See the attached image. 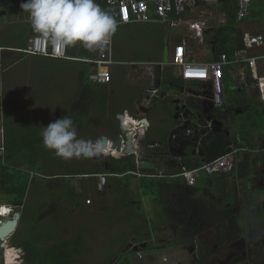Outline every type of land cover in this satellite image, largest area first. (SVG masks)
Listing matches in <instances>:
<instances>
[{"label": "rangeland", "instance_id": "374dc122", "mask_svg": "<svg viewBox=\"0 0 264 264\" xmlns=\"http://www.w3.org/2000/svg\"><path fill=\"white\" fill-rule=\"evenodd\" d=\"M0 1L2 4L0 8V17H3V23L8 24L11 17L10 15L16 14L18 3L20 4L21 1ZM257 9L258 7L252 4V13L250 12L251 14L249 13L244 19L238 21L236 28L242 32L245 30L249 32L259 31L261 29L259 26L264 22V17L254 14ZM4 10L6 14L3 13ZM222 10L223 8L220 4L217 5V7L211 6L208 9L202 18L205 21L204 29L222 25L225 22V19L222 17ZM184 18H190V20L194 19V17L190 16ZM187 25L186 22L176 27H170L167 26V24H158L147 29L139 27L124 29L123 26H119L115 32V36L117 35L118 39L122 41L125 50L129 48L131 50L126 54L122 53L125 60L138 63L147 57L153 56L155 54L154 51L158 55L162 48L163 38L170 33H181L180 31H183L182 26L189 30ZM8 28H10V26L6 27L4 32L8 31ZM24 30L27 32L32 29L31 27L30 29L26 27ZM120 33L121 35H119ZM1 37L2 34L0 35V38ZM187 45V51L189 49L191 50L188 51V55H194L195 60L205 61L211 58L209 50L201 41L190 36L187 40ZM0 63L3 68L5 60L0 61ZM74 63L75 62H66L65 67H70V65L73 66ZM63 64L64 61L31 56L21 61L20 64L12 68V70L9 69L5 72L4 69L2 70V68H0V114H3V116L4 113L7 114L6 118L9 125L19 124L22 130L27 127H32L35 133L31 134V137L41 138V141L34 144L31 150L26 149L17 158L8 159V163L13 162V165L20 166V170H22L23 175H26L29 183V195L24 200V205H26L25 221L24 223L18 224V229L20 230L19 236L24 238L31 237L29 239L36 245L45 246L60 242L62 239H73L77 234L80 236L82 235V243H84V245L78 247L77 250L79 253H74L72 250H69L72 257L76 260L78 259V261L73 264H129V260L135 258L133 252H127L116 261H113L117 254L121 253V249L128 245V242H125L126 235V241H131L129 230H133L137 233V231L144 229V232L147 231L150 233L152 231V225L149 223L153 222L157 216L163 214L159 213L161 210L164 212L167 208V206L165 207L160 203L161 201L156 196V193L155 195H153L152 191L151 194L145 193V191L150 190V187L145 185L146 187H142L141 192L136 189L139 193L132 196L131 200L133 203L127 204L126 206L128 208L126 206H119L112 209L116 211L115 218L119 220L116 227L113 222H111V224L97 223V221L104 216V214L100 213L99 209L95 210L93 213L86 214L82 209L76 208L73 203L79 198V193L77 191L72 190L68 195V199L65 197L60 199L52 197L53 192L48 191V187H51L52 183L39 177L41 174L44 176H48L51 173L63 174L65 165H68V163H75V168H87L83 166L86 158L64 160L54 156L42 145V137L40 135L42 127L47 126L55 119H59L50 117L51 112L56 114L57 111L54 109L59 108L57 104H54L55 101L61 100V102L64 103L65 100L67 101L66 95H69V93L66 92L65 89L67 86L64 87L65 91H57L59 88H63L60 82L56 87V94H53L52 83H44L43 85L41 82L42 79L48 78L49 76L60 78L64 71ZM238 67L239 66L234 65L233 69H230L225 76L226 98H230L233 93L237 94L232 87L234 82L239 84L242 80L240 75L234 77V72L237 71ZM35 74H38L41 80L40 87L33 85V81H31ZM227 79H229V81ZM37 91H40V96L35 95ZM244 94L245 92L242 91L241 95ZM224 104L228 106L231 104V101L226 100ZM240 106L243 107L245 104L240 102ZM261 107L263 106L260 103H255L251 100L248 111L243 110L238 114L245 116V123L249 121L250 125H246L245 128H249V130L253 132L248 138L251 143L260 140L257 136L264 138V117L255 115V108ZM49 108L54 109L49 110ZM37 115L39 117H35ZM247 115L250 116L249 119ZM3 123L4 122L0 118V145L3 142L4 136L2 131ZM82 123L86 125L85 122ZM80 125L82 124H77V128L80 127ZM237 129L240 131L239 128ZM98 131L99 128L96 132L87 130L84 137L87 138L86 140L91 141V138H95V135L99 136L97 133ZM92 134H94V136ZM78 137L83 138L81 134H78ZM259 145L263 146L261 141L256 144V146ZM41 149L42 151L40 152ZM106 160L112 161L108 157ZM28 170H30V175H28ZM201 175H203V173H201ZM130 185L132 187V184ZM100 190L104 191V188ZM155 190L156 186L153 187V191ZM84 192L85 191L81 192L82 199L87 196V193L83 194ZM249 194L254 197L253 201H249L247 191L243 192L241 189V196L244 204L242 210L236 211L235 213L239 228V237L235 241L217 247L214 243V239L216 237L215 233L219 231V228L212 224L208 225L207 229H205L202 234L195 236L194 245L178 244L170 248H163L160 251L154 248L151 250L145 249L142 252L141 258H136L132 264H195L197 260L200 261V264H264V209L261 214H258V207L249 208L253 203H260V199L264 196L263 192L258 189L252 190ZM107 198L109 202L107 203L106 201V206L111 202V195H108ZM53 200L55 203L52 202ZM155 200H158L156 201L158 203L152 206ZM5 202L6 200L0 198V204ZM114 205L115 201L112 206ZM41 208L43 215L39 213ZM21 209H23V207ZM165 214L166 212L163 215ZM138 217H141V219H138L136 222L135 219ZM145 220L147 221L146 223ZM152 236H154V233H152ZM172 236L170 235L169 239H172ZM152 240L154 239L151 238L148 241ZM163 241H166V238H163ZM159 244L161 243L158 242L157 245ZM6 246V259L4 258L3 260L2 251L0 250V263L12 264L14 257L12 250H9L8 247L15 246L10 243V241ZM13 252L15 256L17 254V249H14ZM151 257L153 258L150 259Z\"/></svg>", "mask_w": 264, "mask_h": 264}, {"label": "crops", "instance_id": "0c3cea01", "mask_svg": "<svg viewBox=\"0 0 264 264\" xmlns=\"http://www.w3.org/2000/svg\"><path fill=\"white\" fill-rule=\"evenodd\" d=\"M10 1L11 0H9V2ZM20 1L21 3L25 2L24 0H20ZM21 3L20 4L18 3L16 14L10 15L11 17L8 24L3 23L2 20L3 17H0V35L2 34V37L0 38V61L5 60L3 68L1 67V63H0V68H2V70L4 69L5 72L9 69L12 70V68L19 65L21 61L31 56L43 57L46 59H51L56 61H64L63 64L64 71L60 78L49 76L48 78L42 79L41 82V80L39 79V75L35 74L33 76L34 78L31 80L33 81V85H36L37 87H40L41 83L43 85L44 83L47 84L52 83L53 94H56L57 91L58 92H61V90L65 91V89L66 92L69 93V95H66L67 101L65 100L64 103H62L61 100L55 101L54 104H57L59 108H55V109L49 108V110L54 109L57 111L56 114H53L54 112L49 111L51 112V115L49 114L50 117L61 118L64 115H68L74 119L75 125L82 124L77 129H79L78 134H81L83 139H87L84 137L87 133V130L89 131L92 130L96 132V130L99 128V131L97 132L99 136L95 135V138H91V141L95 142L96 140H101L103 142V139H106L107 146H109V142H110L109 139L115 137L114 135L117 133L120 127L119 123L121 117H126L127 119L128 118L133 119L137 117L146 116V118L149 121L146 130H149L150 136H154V137H163L165 135L169 136V134L173 131L176 125L174 127L171 126L175 124V122H177L178 120L174 118V115L176 113L175 110L176 103L174 102L175 98H180V104H181L183 103V98L182 96H180L181 92H185L188 95L192 94L189 93L188 90L185 88V84L181 87L180 84L173 81L172 79L173 77H179V76L177 74V67L169 62L172 54L174 53V47L182 43L183 40H185L186 43V49L184 54L185 59L192 61L195 60L194 55L193 56L188 55L189 53L188 51L191 50L189 49L187 51V47H188L187 40L191 36L189 34L188 29L182 26L183 31H180L181 33H170L168 36L164 37L163 38L164 41L162 43V48L160 49V53L157 55L156 52L154 51L155 54L153 56L149 58L147 57L138 63H135L134 61L125 60V58L122 56V53L126 54L129 53L131 50L130 48L125 50L122 41L119 40L118 36L117 35L115 36L114 34L112 36L113 56L117 61L123 63H115L114 65L111 66L112 78L109 83H97V82H92L88 79L87 81L84 80V76L85 75L87 76L88 71H90L92 68V64L86 65V62L84 61H88V59L81 57V56L89 55L90 57L95 58L97 50L94 52H90L84 49L83 47L77 45L75 47L67 48V51H69L68 53L70 55H75V56L68 55L67 58L32 55V54H26L21 51L22 46L24 45L25 36L36 34L32 30H29L27 32L26 30H24L26 27L30 29L31 26L28 20L27 13L23 12L20 7ZM257 3L261 4L262 2L260 3V0H254L252 4H255L258 7L259 5ZM99 5L102 9L108 11V9H106L104 5L101 4ZM1 6L2 4L0 1V8ZM222 11L224 13V10ZM3 13L6 14V11L4 10ZM262 17H264V15ZM172 19H177V17L176 18L172 17ZM158 24H167V26H170L168 23L165 22L150 23V22H142V21H131L127 23L118 24V27L123 26L124 29H131L134 27L147 29L154 27ZM8 26H10V28H8V31L4 32V29ZM263 26H264V22H262V25L259 27L262 29ZM119 35H121V33ZM208 60H211V58ZM195 61H200V60H195ZM66 62H75V63L73 66L70 65V67L68 66L66 68L65 67ZM157 63L161 64L160 81L156 79V75H155ZM233 66L225 70V76L227 75L230 69H233ZM237 66L239 67L237 71L234 72V77L239 75L241 72L245 73L246 76L248 75V70L246 66L241 64ZM247 79L248 78H246V80ZM227 80L229 81V79ZM228 81H227V85H228ZM247 81H249V79ZM59 82L61 83L63 88H59L56 91V87L58 86ZM66 86L67 88L64 89V87ZM225 86H226V82H225ZM156 87L158 90L157 93L159 98L155 99L152 107L146 106L148 107V109H146L145 106L141 105V100L144 97V91L147 88H156ZM237 88H239V85L238 83L236 84V82H234L232 89H237ZM242 89L247 90V92L249 91L248 94L249 98H251L255 103L258 102L263 106L261 108H255V115H261L262 117H264V100L260 99L258 93V87L256 86V83L249 84L247 87H243ZM234 91L237 93V90ZM239 94L240 93L231 94L230 98L228 99L231 101V104L226 106V108H223L222 109L223 112L227 110L229 113L231 112L232 107L236 108L238 105H240L239 103L240 101L237 102V99L239 98L238 97ZM35 95L40 96L41 95L40 91H37ZM188 98L190 100V97ZM235 104L236 106H234ZM143 110H147V113L145 115L143 114ZM237 110H238L237 114L234 115L233 117L234 121H229L228 123V129L230 130V133L231 132L233 133L234 138L236 135L237 136L240 135L239 130L237 128L241 130L242 128H245V126L241 127L242 122L245 119V116L238 114L241 113V111L243 110L247 111L248 109H245V107L244 108L240 107ZM1 115L3 116V114ZM35 117H39V116L37 115ZM247 117L248 119L250 118L249 115H247ZM82 122H85L86 125H84ZM246 130L250 132L249 134L250 137V135L253 133L252 130L249 129ZM92 135L94 136V134ZM257 137L260 138L259 141L262 142V145L264 147V138H261L259 136ZM259 141H257V144ZM241 143L243 148H240L237 153L235 168H233L230 172H225L224 176H220L222 175V173L218 175H210L213 176L212 177L213 180L209 182V185L203 183L201 184L204 187H207L210 193H214L213 191L215 189H217L219 192L220 190L219 185L222 180L224 181L229 180L236 182L237 179L240 177L241 173H239V170L241 169V165H243V162H245L247 165L251 167L253 166V163H250L249 159L247 161L246 156L250 155L251 152L252 154L255 153L256 146L254 145L255 147L254 146L249 147L248 143H246L245 141ZM107 157L110 159V155L108 156L106 153L105 154L103 153L99 157H93L90 159L86 158L83 165L84 167H87L86 169L75 168L74 167L75 163H71V164L68 163V165H65L63 174L51 173L50 175L45 176L47 178L46 180L52 183V186L48 187V191L53 192L52 197H55L57 199H60L62 197L68 199L69 198L68 195L72 190L77 191L79 193V198L76 202L73 203L76 208L82 209L84 212H86V214L93 213L95 210L99 209L100 213L104 214V216L101 217V219H99L97 223L101 222L105 224L106 223L111 224V222H113L117 227V223L119 222V220L115 218L116 211L112 209L117 208L119 206L125 207L126 204L133 203V201L131 200L132 196H135L139 192H141L142 187L145 186L140 179L149 177L151 180L146 179L148 183L156 187L160 185V189L156 190V193L158 194L157 197L160 199L161 201L160 203L163 204V206L165 207L167 206L164 212L163 210L159 212L161 214L162 213L164 214L166 212V214L165 215L162 214L155 218L156 222L159 224V228L161 229L160 232L165 234L166 238L170 237V235L174 236L175 231L181 228L180 224L185 223L184 221L185 217L187 218L189 224L192 225L198 224L197 219L193 220L194 215L196 213V212L194 213L193 207L192 210L185 209L187 208L186 206L185 208L184 206H181L182 209L181 210L179 209V203L183 201L181 197L178 200L176 199L178 196L177 190L180 187L183 188L184 193H186L185 196L187 198L191 200L198 199V195L192 194V189H190L189 186L183 182L184 180H182L180 175L177 177L176 176L154 177L144 174H137L135 172L133 173L132 171H136V170H130V173H133L135 176L124 181V177L122 174H117L114 172L115 169L114 166H113L114 169L112 170L110 168H104L100 166V162ZM112 162L114 164H117L118 161L116 160ZM112 162L111 161L109 162L111 163V166H112ZM67 167H72V169H75L74 171L75 174L71 176L66 174ZM99 173H107L109 176L107 178L105 186L102 187L104 188V191H101L97 187L96 174ZM200 181H201V174L199 175V179L196 181L195 184H198ZM126 184H128V188L124 186ZM130 184H132V187ZM136 189L139 192H137ZM83 191H85L83 194L87 193L86 194L87 196H85L84 199H82L81 196L82 195L81 192ZM195 192H199V190H196ZM108 195L109 196L111 195V202L109 205L106 206ZM86 198H90L91 203L85 204ZM114 201H115V205L112 206ZM156 201L158 200L153 201L152 206L158 203ZM52 202L55 203L54 200ZM108 202L109 201H107V203ZM41 210L42 208L39 210V213L40 215H43ZM53 212L56 213L55 211ZM179 214L180 216H178ZM38 219H42V218H38ZM135 220L137 222L138 219ZM129 235L130 238L132 239L136 237V234L133 233L132 230H129ZM126 239H127V235L125 236V242H128L126 241ZM168 240L170 239L168 238ZM168 240H166V242H168ZM82 245H84V243H82ZM172 246L173 245L168 246L166 248H170ZM152 258L153 257H151L150 259Z\"/></svg>", "mask_w": 264, "mask_h": 264}, {"label": "trees", "instance_id": "16d2710c", "mask_svg": "<svg viewBox=\"0 0 264 264\" xmlns=\"http://www.w3.org/2000/svg\"><path fill=\"white\" fill-rule=\"evenodd\" d=\"M97 2L105 6L103 0H97ZM261 2L262 0H260V3ZM220 5L224 10V15L226 17L225 22L220 26H215L205 29L203 32L202 44L207 49H209V52L211 54V60L216 59L220 53H226L229 58H232L234 56V52L243 47L242 31L236 28V24L238 22L236 16V1L221 0ZM258 5H259L258 9L254 12V14L260 15V17H262L264 15L263 4L261 3ZM172 17H176V16L172 15ZM28 37L29 35L25 36V41L22 48L26 46ZM68 52L69 51H67V53ZM68 55L75 56V55H70L69 53L67 54V56ZM81 57L85 59L94 58V57H90L89 55L81 56ZM84 62H86V65L91 64L89 61H84ZM87 79H88V73L87 76L86 75L84 76V80L87 81ZM172 79L173 81L180 84L181 87L185 84L187 90L195 89L201 94L204 93L203 81H199V80L184 81L181 77H173ZM233 90H237V89H233ZM228 99L229 98H227V100ZM226 106L227 105L224 104L222 107L216 108V110L218 112H221L223 108H226ZM6 116L7 114L4 113L3 116L4 117L3 127L5 133L4 147H5V153H6L5 156L7 158V161L2 162L0 160V198L6 200L5 203L9 204L13 200L22 201L26 199V197L29 195V191H28L29 183L26 175L25 174L23 175L22 170H20V166L13 165V162L8 163V159L17 158L26 149L31 150L34 144H36L38 141H41V138L31 137V134H34L33 132H35L33 131L34 129H32V127L30 128L27 127L26 129L22 130L19 124H10L11 125L10 126ZM0 118H2L1 114H0ZM246 125H250V124L248 123V121L247 123H245V119H244L241 127ZM246 129L249 128H242V130L240 129L239 134L243 138V141H245L249 145L250 141L248 140V138L250 132L247 131ZM233 145L238 148H243L242 143L234 142ZM41 151L42 149L40 150V152ZM110 159L112 161H116V160L118 161L117 164H114L111 161L112 166L115 167L114 169L115 173L123 175L124 181L135 176L134 174L130 173V170H135V161L133 156L123 157L122 159H115L114 157L110 156ZM200 164L201 162H194L192 160L186 161V167L189 169L194 168L195 166H199ZM28 171H29L28 175H30L31 174L30 170ZM74 171L75 169H72V167L66 168V174H68L69 176L75 174ZM224 174L225 173H222V175L220 176H224ZM39 177L45 180L47 179L42 174L39 175ZM108 177L109 176L107 175V178ZM180 177L183 180V177L182 176ZM212 177L213 176L206 175L203 173V175H201V181L199 183L209 185V182L213 180ZM146 179L151 180L149 177L140 179L144 183V185L150 187V190L145 191V193L151 194L152 191L153 195H155L156 190L160 189V185H158V187H156V190L153 191L154 186L148 183ZM220 185H221V189L227 188L232 190L229 180H225V181L222 180ZM124 186L128 188V184ZM215 191H217V189H215ZM185 194L186 193H184L183 188L180 187L177 190L178 196L176 199L178 200L180 197L183 199V201L179 203V209L180 210L182 209L181 206H184V208L186 206L187 208L185 209L192 210L193 207L194 213L196 212L193 220L197 219L198 224L197 225L189 224L187 218L185 217L184 220L185 223L180 224L181 228L175 231V234L172 239L168 240L169 237L166 238L165 234L160 232L161 229L159 228V224L154 219L153 222L149 223L152 225L151 227L152 231L150 233L147 231L144 232V229L137 231V233L132 230V232L136 234L134 240L136 242H141L142 244L141 245L142 247L141 246L138 247L139 248L138 250L144 251L145 249L151 250L154 248L160 251L163 248H166L171 245H178V244L191 245L194 243V235L202 234L205 228L208 225H212V224L216 225V227L219 228L218 231L219 234L215 240L218 246L231 243L239 237V232H238L239 228L235 214L233 213L232 209L225 208L223 205H218V204H213L211 206H208V204L206 202H203V200L201 199L191 200L187 198ZM157 195L158 194L156 193V196ZM225 198L227 201L231 200L230 196H226ZM5 203H1V204H5ZM22 210H23V214L21 212V218L19 223H24L25 221L26 205H24ZM180 214L178 216H180ZM137 219H141V217H138ZM146 222L147 221L145 220V223ZM152 233H154V236H152ZM19 234H20V230L17 228L13 235V238L16 237L14 242L17 248L19 249L18 261L20 264H73L76 263V261H78V259L76 260L75 258L72 257L69 250H72L74 253H79L77 249L78 247L82 246V240H83L82 235L80 236L77 234L76 236L73 237V239H62V241L50 245L38 246L35 243H33L31 239H29L31 237L24 238L19 236ZM151 238L154 240L148 241ZM163 238H166L168 242L163 241ZM158 242L161 244L157 245ZM195 264H200V261L197 260Z\"/></svg>", "mask_w": 264, "mask_h": 264}, {"label": "built area", "instance_id": "2783aa9c", "mask_svg": "<svg viewBox=\"0 0 264 264\" xmlns=\"http://www.w3.org/2000/svg\"><path fill=\"white\" fill-rule=\"evenodd\" d=\"M106 9L113 14L118 24L131 21L142 22H165L170 27L188 24L192 38L203 40L205 21L204 14L211 6L217 7L221 0H103ZM237 20L241 21L249 13L254 0H235ZM264 10V0H262ZM223 12V11H222ZM175 15L177 19H172ZM194 17L193 20L184 17ZM175 17V18H176ZM224 18V13L222 15ZM243 47L234 52V56L229 58L226 53H220L216 59L207 61L186 60L184 57L186 43L174 47L170 63L177 67L178 76L184 80L203 81L204 93L196 92L200 99H210L214 108L222 107L226 101L225 91V70L233 65H244L248 70V75L240 73L241 81L239 87H247L256 83L261 100H264V26L257 32H242ZM22 52L32 55H42L50 57L67 58V48H54L48 42L41 39L38 34L27 38L26 46ZM92 64L88 72V79L97 83H109L111 81V66L117 61L113 56V41L101 49H97L96 57L88 59ZM249 79V81L246 80ZM153 95L158 94L157 88L151 89ZM192 93V92H191ZM144 103L148 100L143 97ZM109 150L110 147L107 146ZM240 148L233 145L231 151L215 158L214 160L203 162L194 168L183 167L180 176L183 177L188 186L195 185L201 173L206 175H218L230 172L235 168L236 156ZM110 151V150H109ZM107 173L97 174V187L101 189L107 181ZM91 203L90 198L85 199V204ZM138 257L141 252L137 251Z\"/></svg>", "mask_w": 264, "mask_h": 264}, {"label": "water", "instance_id": "95a60500", "mask_svg": "<svg viewBox=\"0 0 264 264\" xmlns=\"http://www.w3.org/2000/svg\"><path fill=\"white\" fill-rule=\"evenodd\" d=\"M155 75L156 79L160 81V63L156 64ZM151 92L150 89L149 93L151 94ZM195 95L196 91H193L190 94V99L194 98L201 107L200 110L205 115V121L204 124H196L194 132H188L191 129L188 127L190 119L187 116L192 113V110L186 105L187 103L180 104V98H175L176 113L174 118L185 120L176 125L166 139L158 141L159 144H165V149L161 153L156 152L155 149L151 152L153 148L150 145L155 144L156 141L151 138L150 132H147L149 121L146 116H143L130 120L126 117H121L120 133L109 139L110 151L106 148L104 154L106 153L118 159L135 151L134 161L136 169H150L161 172L164 176H179L183 171L182 166H186L185 158L194 159L198 155L200 157L199 162L203 163L228 153L234 144L230 137V130L224 128L221 119L214 115L215 108L212 101L210 99H200ZM180 110H183V112H180ZM146 113L147 110H143V114L145 115ZM176 130L183 132V141H177V136H174ZM103 144L107 147L106 139H103ZM176 147H181L182 152L174 151ZM259 147L256 146V150L263 146ZM136 148L140 149L137 150ZM189 151H191V154L187 155ZM156 156H159V159H156ZM23 206L24 200H13L9 204L0 205V247L7 242L17 229Z\"/></svg>", "mask_w": 264, "mask_h": 264}, {"label": "clouds", "instance_id": "9594fccd", "mask_svg": "<svg viewBox=\"0 0 264 264\" xmlns=\"http://www.w3.org/2000/svg\"><path fill=\"white\" fill-rule=\"evenodd\" d=\"M20 7L28 15L32 31L54 48L79 45L94 52L109 45L118 28L115 16L102 9L97 0H25ZM193 91L198 92L188 90ZM40 135L43 147L64 160L90 159L106 151L101 140L79 138L77 126L68 115L43 126Z\"/></svg>", "mask_w": 264, "mask_h": 264}, {"label": "flooded vegetation", "instance_id": "af4514ba", "mask_svg": "<svg viewBox=\"0 0 264 264\" xmlns=\"http://www.w3.org/2000/svg\"><path fill=\"white\" fill-rule=\"evenodd\" d=\"M242 88L243 87L237 88V93H240L239 96H238L239 98L237 97L238 98L237 102L240 101L241 103H244L245 106L242 107V106L238 105L236 108L232 107V110L229 113H228L227 110H225L224 112L223 111L222 112H218L217 110L214 111V115L217 116L218 118H220L221 121L223 122V127L224 128H228L229 121H234L233 117H234V115L237 114V112H238L237 109L238 108H240V107L244 108L245 107V109H249V103H250V101L252 99L249 98V95H248L249 91L247 92V90H243ZM150 89L151 88H147L144 91V97H146V99L148 100V103L145 104L143 98L141 100V105L145 106L146 109H148V107H150V106L152 107L155 99L159 98L158 94H154L153 95L152 92L150 94L149 93ZM242 91H244L247 94L241 95ZM180 96H182V98H183V103L184 102L187 103L186 105L188 107H190V109L192 110V113L187 116V118L190 119V121L188 122V127H190V129H191L188 132H194V130L196 128V124H204L205 115L200 110L201 107L198 105V103L195 101L194 98H191L189 100L188 97H190V95H187V93H185V92L183 94L181 93ZM146 106H148V107H146ZM234 106H236V104ZM180 112H183V110H180ZM1 119L3 121V116H2ZM183 120H185V119H178L177 122H175V124H173L171 127H174L175 125L180 124ZM2 131L4 133V127H2ZM147 132H149V130ZM118 133H120V127H119L117 133L114 136H116ZM4 135H5V133H4ZM167 136L168 135H165L163 137H154V136H152L151 138L155 139L154 141H156V143L153 144V145H150L153 148L151 150V152L154 151V149H155L156 152H160L161 153L165 149V144H163V143L159 144L158 141L166 139ZM174 136L175 137L177 136V141H183L184 134L180 130H176L174 132ZM230 137H231L233 143L234 142H236V143L243 142L242 141L243 139H242V137L240 135H238V136L236 135L235 138H234L233 133L231 132L230 133ZM256 140H257V137H256ZM256 144H257V141H255L254 143L249 142L248 146L249 147L254 146V145L256 146ZM136 149L139 150L140 148H136ZM174 151L182 152V148L181 147L180 148L176 147V148H174ZM134 153H135V151H133L130 154L128 153L127 155L121 156L118 159H122L123 157H129V156L135 157ZM190 154H191V151L187 152V155H190ZM240 154H241V152H240ZM5 155H6V153H5L4 136H3V142L0 145V160L2 162L7 161V158H6ZM246 158H247V161L249 159L250 163H253V166L251 167V166L247 165L245 162H243V165H241V169L239 170V173H241L242 176L240 174V177L237 179L236 182L230 181L232 190L227 189V188L221 189V185H220L219 192H218V190L216 192L214 190L213 191L214 193H210L208 191L207 187H204L203 185H201L202 183L201 184L198 183V184H195L193 186H189V188L192 189V194L193 195L197 194L198 195V199H201V200H203V202H206L208 204V206H211L213 204L223 205L225 208L232 209L234 214L236 213V211H241L242 208H243L244 202H243V198L241 196V189L243 190V192L247 191L249 201H253L254 200V197L249 194L252 190L258 189V190L263 192V196H264V148L262 147L261 149L255 150V153H253V154L251 152L250 155L246 156ZM105 159L106 158H104L100 162V166H102L104 168H110L111 170L114 169L113 166H111V163H109L110 160H105ZM156 159H159V156ZM184 160H185V164H186V161H188L190 159L189 158H185ZM191 160L194 161V162H199L200 161V157L198 155H196V157L194 159H191ZM239 166H240V164H239ZM183 167H186V166H182V169H183ZM135 170L136 171H132V172L133 173L135 172L137 174H144V175H148V176H154V177H166V176L162 175L161 172L150 170V169H142V170L140 169L139 170V169L135 168ZM196 190H199V192H195ZM222 193H224V194H222ZM226 196H230L231 200L230 201H226L225 200ZM0 205H2V204H0ZM257 207H258V212L257 213L261 214L262 210L264 209V197L260 199V203H253L252 205H250L249 208H257ZM19 222H20V220H19ZM205 229H207V227ZM15 231H14V233H15ZM14 233L7 240V242H5V244L0 247V250L2 251V258L4 260V258L6 257V248H7L6 244L10 241V243H12L15 246V247H8L9 250H12V254H13V257H14L12 264H20L19 261H18V257H19L18 256V251H19V249L17 248V246L15 245V242H14L16 237L13 238ZM215 234H216V237L214 239V243L216 244L217 247H221V246H218L217 242L215 241L216 238L218 237L219 232L216 231ZM197 235H200V234H197ZM197 235H195V236H197ZM134 239L135 238H133V239L131 238V241H128V245L123 247V250H121V253L117 254V256L115 257V259L113 261H116L119 257L123 256L127 252H131V253L133 252L134 256H135V258L129 260V264H132V262H134V260L136 258H138L137 251H140L141 252V256H142V252L143 251L138 250L139 249L138 247H140L142 244H141V242H136ZM194 242H195V237H194ZM191 245H194V243L191 244ZM134 247H136V249H134ZM14 249H17V254L15 256H14V252H13Z\"/></svg>", "mask_w": 264, "mask_h": 264}]
</instances>
